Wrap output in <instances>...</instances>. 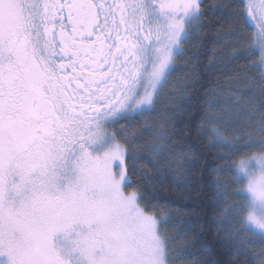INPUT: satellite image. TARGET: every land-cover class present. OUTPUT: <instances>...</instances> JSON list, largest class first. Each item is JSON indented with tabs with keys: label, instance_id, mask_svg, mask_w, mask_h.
<instances>
[{
	"label": "snow or ice",
	"instance_id": "obj_1",
	"mask_svg": "<svg viewBox=\"0 0 264 264\" xmlns=\"http://www.w3.org/2000/svg\"><path fill=\"white\" fill-rule=\"evenodd\" d=\"M210 28L229 83L177 154ZM157 183L208 193L223 264H264V0H0V264H218Z\"/></svg>",
	"mask_w": 264,
	"mask_h": 264
},
{
	"label": "trees",
	"instance_id": "obj_2",
	"mask_svg": "<svg viewBox=\"0 0 264 264\" xmlns=\"http://www.w3.org/2000/svg\"><path fill=\"white\" fill-rule=\"evenodd\" d=\"M205 2L226 3L227 0H205ZM213 25L215 28H219V24L215 21H213ZM217 39L215 31L210 28L204 36L203 47L205 51L201 54V58L196 66L197 70H199L200 80L197 83L194 78H189L192 83H196L195 89L189 92L191 102H185V110L175 116L177 128L174 135L176 139L171 149L177 154L180 153L181 149L195 152L197 155L206 154L203 143L197 139L196 131L204 107V92L206 89L216 86L213 84L214 77L219 78L222 87H227L229 83L227 76H221V71H228L222 66L220 69L215 70L214 73L207 72L210 66L209 59L212 54L214 52L219 54L223 50L221 44L217 43ZM215 63L219 64L220 61H215ZM173 84H176L175 80ZM171 110L166 105L161 111L166 114ZM158 122L167 123L166 115H161L158 118ZM185 125H187L186 129ZM144 192L149 197L155 195L161 206L166 209L167 214L172 217L169 225V235L175 238L178 249L187 243V241L180 239L181 234L188 229L189 225H192V230L195 235L194 243L197 247H202L205 250V259L211 256V258L217 260L218 264H223L227 253L220 238L215 235V228L211 219L214 212L209 203V195L206 191L194 188L191 193H177L174 191L172 184L165 183L161 185L157 183L154 191L145 188ZM189 195L191 199L188 198Z\"/></svg>",
	"mask_w": 264,
	"mask_h": 264
}]
</instances>
